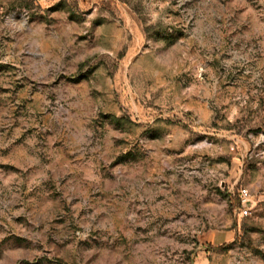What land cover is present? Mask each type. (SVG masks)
<instances>
[{"label":"rangeland","instance_id":"1","mask_svg":"<svg viewBox=\"0 0 264 264\" xmlns=\"http://www.w3.org/2000/svg\"><path fill=\"white\" fill-rule=\"evenodd\" d=\"M0 264H264V0H0Z\"/></svg>","mask_w":264,"mask_h":264},{"label":"built area","instance_id":"2","mask_svg":"<svg viewBox=\"0 0 264 264\" xmlns=\"http://www.w3.org/2000/svg\"><path fill=\"white\" fill-rule=\"evenodd\" d=\"M241 196H242L243 207H244L243 214L247 215L248 209L246 208V206L248 205V202H249V194L246 189L241 190Z\"/></svg>","mask_w":264,"mask_h":264}]
</instances>
